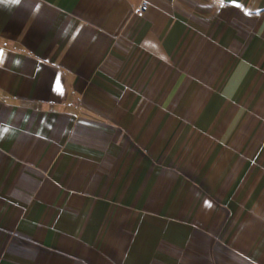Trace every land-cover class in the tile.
<instances>
[{
    "label": "crops",
    "instance_id": "crops-1",
    "mask_svg": "<svg viewBox=\"0 0 264 264\" xmlns=\"http://www.w3.org/2000/svg\"><path fill=\"white\" fill-rule=\"evenodd\" d=\"M0 264H264V0H0Z\"/></svg>",
    "mask_w": 264,
    "mask_h": 264
},
{
    "label": "built area",
    "instance_id": "built-area-1",
    "mask_svg": "<svg viewBox=\"0 0 264 264\" xmlns=\"http://www.w3.org/2000/svg\"><path fill=\"white\" fill-rule=\"evenodd\" d=\"M147 9V6L144 4V3H142V4H140L139 6H138V11H140V12H143V11H145Z\"/></svg>",
    "mask_w": 264,
    "mask_h": 264
},
{
    "label": "snow or ice",
    "instance_id": "snow-or-ice-1",
    "mask_svg": "<svg viewBox=\"0 0 264 264\" xmlns=\"http://www.w3.org/2000/svg\"><path fill=\"white\" fill-rule=\"evenodd\" d=\"M221 3H223V0H221Z\"/></svg>",
    "mask_w": 264,
    "mask_h": 264
}]
</instances>
